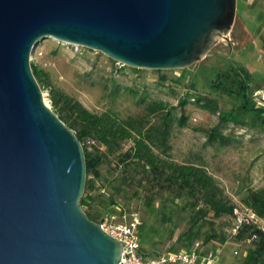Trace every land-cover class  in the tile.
<instances>
[{
  "label": "water",
  "instance_id": "water-1",
  "mask_svg": "<svg viewBox=\"0 0 264 264\" xmlns=\"http://www.w3.org/2000/svg\"><path fill=\"white\" fill-rule=\"evenodd\" d=\"M235 14L236 0H0V264H118L122 253L82 210L83 147L44 103L38 44L183 70L227 38Z\"/></svg>",
  "mask_w": 264,
  "mask_h": 264
},
{
  "label": "rangeland",
  "instance_id": "rangeland-1",
  "mask_svg": "<svg viewBox=\"0 0 264 264\" xmlns=\"http://www.w3.org/2000/svg\"><path fill=\"white\" fill-rule=\"evenodd\" d=\"M30 59L55 87L94 114L113 110L121 118H138L146 113V106L160 101L179 117L178 102L187 93L191 102L184 108L187 126L173 124L171 157L179 163L203 162L235 204H240L247 190L264 187V0H236L234 24L227 38L218 39L203 60L183 70L131 69L101 53L53 40L40 42ZM243 68L252 79L248 97L253 113L242 106L235 92L227 93L217 86L219 77L242 72ZM41 92L52 110L49 92ZM131 92H138V97ZM141 97L144 103L139 102ZM201 97L210 101V111L196 108V104L205 103L199 102ZM224 117L234 123H223ZM213 130L219 131L224 140L215 136L210 141ZM116 201L107 208L108 214L118 223L140 222L141 245L147 256L180 248L177 238L187 225L169 201L155 200L149 207L143 198ZM213 247L222 257L216 264H241L248 249L245 243L228 241L222 249L217 243L207 244V252Z\"/></svg>",
  "mask_w": 264,
  "mask_h": 264
},
{
  "label": "trees",
  "instance_id": "trees-1",
  "mask_svg": "<svg viewBox=\"0 0 264 264\" xmlns=\"http://www.w3.org/2000/svg\"><path fill=\"white\" fill-rule=\"evenodd\" d=\"M31 70L39 87L49 92L52 111L82 144L86 184L80 204L89 220L99 223L104 214L110 213L107 208L116 205L118 199L143 198L148 207L155 200L169 201L174 205L178 218L185 221L187 229L177 238L180 248L169 249L167 253L188 250L199 240H203L205 250L209 243H217L222 249L228 241L234 244L242 242L248 245V249L241 264H264V230L242 225L233 234L235 203L203 162L179 163L171 157L169 140L173 124L179 128L187 126L188 117L184 108L191 104L187 93L179 99V117L173 115V109L158 101L146 106L142 117L121 118L113 110L100 114L88 111L55 87L48 75L34 63H31ZM219 78V89L227 93L235 92L242 106L255 112L248 97V83L252 79L244 68L242 72H231ZM131 93L138 97V92ZM198 100L205 103L199 105L194 102L196 108L210 111V101L205 97ZM139 102L144 103V97ZM228 121L233 122L224 117L223 123ZM211 132L207 134L210 141L216 139L215 136L219 141L224 140L219 131ZM239 203L264 224V187L247 190ZM140 228L141 225L138 229L141 239ZM216 249L213 247L209 251ZM141 254L147 256L142 245Z\"/></svg>",
  "mask_w": 264,
  "mask_h": 264
},
{
  "label": "built area",
  "instance_id": "built-area-1",
  "mask_svg": "<svg viewBox=\"0 0 264 264\" xmlns=\"http://www.w3.org/2000/svg\"><path fill=\"white\" fill-rule=\"evenodd\" d=\"M232 233L242 226H255L264 230L263 222L249 209L235 204L232 213ZM102 231L117 240L122 253L118 264H216L219 259L220 250L215 252L206 251L202 243L196 242L188 250L165 253L155 257H144L141 254V239L138 233L139 221L133 220L129 223H118L110 214H105L97 223Z\"/></svg>",
  "mask_w": 264,
  "mask_h": 264
}]
</instances>
